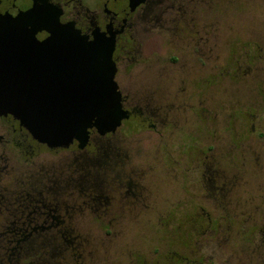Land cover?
Masks as SVG:
<instances>
[{
    "label": "flooded vegetation",
    "instance_id": "af4514ba",
    "mask_svg": "<svg viewBox=\"0 0 264 264\" xmlns=\"http://www.w3.org/2000/svg\"><path fill=\"white\" fill-rule=\"evenodd\" d=\"M206 2L142 0L132 5L131 0H0V19L16 17L37 4L49 7L61 24L73 27L89 41L97 35L113 42L115 81L122 96V107L129 113V118L113 133L100 135L92 129L84 149L74 142L69 148L54 150L35 141L11 114L0 115V175L29 166L36 160L40 148L71 152L72 157L64 163H76L85 172L62 180V189L74 188L70 201L45 206L42 219L26 222L27 228L33 231L40 229L43 233L55 234L42 239V242L55 243L49 246L47 256H41L42 264H121L120 258L127 264H165V260L166 264H236V252L228 258L224 254L220 234L223 226L226 234L235 227L234 214L239 205L233 204L234 188L239 174L216 168V158L207 156L214 146L207 145L204 136L207 123H215L214 117L220 115L218 110H207L206 87H218L221 79L236 75L238 50L231 51L233 71L230 75L220 74L229 65H219L221 52L212 51L207 45ZM216 31L219 30L213 33L215 44L222 39L221 31L218 39ZM47 36L45 31L36 35L39 40ZM152 39L156 44L148 51L147 43ZM212 56L215 66L209 67L207 59ZM133 69H136L134 76ZM180 102L182 110L178 109ZM229 116L233 133L232 122L239 117L234 109ZM132 119L139 122L132 125L134 133L146 127L159 135L160 156L154 157L152 165L161 166L167 176L176 172L184 180L194 179L198 195L183 188L186 196L191 197L184 204L173 201L163 206L142 204L146 189L141 163L124 147L126 136L122 131L124 123ZM187 141L190 149L183 154L179 146ZM231 144L234 149L238 148L235 139ZM206 197L211 201L209 208L219 215L213 217L203 207ZM256 208L249 206L251 226L243 235V240L250 244L255 243V231L264 235V206L261 221L257 220ZM144 210L166 213L156 223L155 232L158 228H173L167 232L170 235L166 240V258L157 255L149 263L141 249L129 255L119 254L111 241L113 229L129 223L124 221L128 214L140 216ZM178 212L183 213V225L173 226L174 214ZM31 234L32 231L25 237L26 241H34ZM176 234L182 238L174 237ZM154 253L158 254V250Z\"/></svg>",
    "mask_w": 264,
    "mask_h": 264
},
{
    "label": "rangeland",
    "instance_id": "374dc122",
    "mask_svg": "<svg viewBox=\"0 0 264 264\" xmlns=\"http://www.w3.org/2000/svg\"><path fill=\"white\" fill-rule=\"evenodd\" d=\"M206 25L209 49L212 51L219 49L221 52L219 65H229L220 71V74L230 75L233 71L230 63L231 51L235 53V50H238L236 75L221 79L218 87L211 85L206 87L207 110L220 112L218 117H214L215 123L208 122L206 126L204 136L206 144L214 146L212 151H208L207 156L216 158V168L222 172L239 174L234 188L236 194L233 204L239 205L237 213L234 214L235 227L226 234L223 226L220 234L221 248L227 258L236 252L234 261L236 264H264V235L257 230L254 244L243 240L244 233H247L251 226L249 206L257 207L256 210L259 211L256 212V216L260 221L263 217L261 209L264 206V0H207ZM215 29L219 30L216 31L217 39L218 32L221 31L222 35L221 41L218 40V44L216 43L217 46L214 40L216 37H213ZM154 44L156 43L153 39L147 43L148 51L152 50ZM207 63L209 67L215 66L214 56L208 58ZM131 73L134 76L136 69ZM182 108L183 103L180 102L178 109ZM233 109L239 118L232 122V133L229 128V113ZM137 124L139 122L134 119L125 122L122 131L126 136L124 147L141 163L146 189L142 204L163 206L172 201L175 204H184L191 197L186 196L183 188L190 189L191 193L198 195L199 188L193 183L194 179L184 180V176L176 172L173 176H167L166 170L161 166L155 168L152 165L154 157L160 156L159 135L146 127L134 133L133 126ZM210 131L212 134L209 135ZM173 136L176 137L177 134ZM234 139L237 149L231 144ZM182 144L184 145L179 146V151L184 154L190 146L188 141ZM36 154L35 161L46 165H59L72 157L71 152L49 151L46 148H40ZM210 203L207 197L202 201L203 207L211 211L213 217L219 215L209 208ZM139 215L128 214L124 221L129 223L113 229L112 245L118 248L119 254L125 255L139 248L148 263L153 262L158 256L166 258L168 251L166 240L170 235L167 232L173 228H158V232H155L156 223L158 224L161 216L165 217L166 213L155 214L144 210ZM174 219L173 226L183 225V213H175ZM140 220L143 222L138 223ZM86 230L88 229H84ZM95 232L97 235L100 234L97 230ZM174 237L182 238V235L176 234ZM195 247H199V242ZM156 249L158 254L154 253ZM120 260L121 264H127L124 263V258Z\"/></svg>",
    "mask_w": 264,
    "mask_h": 264
},
{
    "label": "water",
    "instance_id": "95a60500",
    "mask_svg": "<svg viewBox=\"0 0 264 264\" xmlns=\"http://www.w3.org/2000/svg\"><path fill=\"white\" fill-rule=\"evenodd\" d=\"M142 0H131L135 5ZM48 36L39 40L38 32ZM114 43L92 41L37 4L0 19V115L11 114L48 149H84L90 131L115 132L129 118L115 81Z\"/></svg>",
    "mask_w": 264,
    "mask_h": 264
},
{
    "label": "trees",
    "instance_id": "16d2710c",
    "mask_svg": "<svg viewBox=\"0 0 264 264\" xmlns=\"http://www.w3.org/2000/svg\"><path fill=\"white\" fill-rule=\"evenodd\" d=\"M71 174L79 177L85 172L76 163L46 165L33 161L0 175V264H42L41 256H47L49 246L55 244L42 239L55 234L40 229L34 232L26 222L42 219L45 206L72 199L74 188L62 189V180ZM30 231L34 241L28 242L25 237Z\"/></svg>",
    "mask_w": 264,
    "mask_h": 264
}]
</instances>
